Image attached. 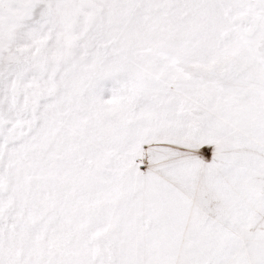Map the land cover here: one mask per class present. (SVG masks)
Listing matches in <instances>:
<instances>
[{"label":"snow or ice","instance_id":"snow-or-ice-1","mask_svg":"<svg viewBox=\"0 0 264 264\" xmlns=\"http://www.w3.org/2000/svg\"><path fill=\"white\" fill-rule=\"evenodd\" d=\"M0 264H264V0H0Z\"/></svg>","mask_w":264,"mask_h":264}]
</instances>
